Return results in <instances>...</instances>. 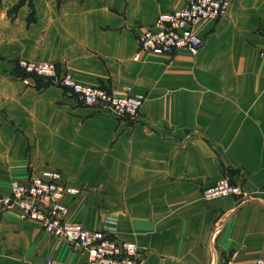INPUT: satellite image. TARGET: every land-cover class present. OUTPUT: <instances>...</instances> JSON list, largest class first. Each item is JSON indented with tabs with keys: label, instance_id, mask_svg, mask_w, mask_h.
<instances>
[{
	"label": "crops",
	"instance_id": "1",
	"mask_svg": "<svg viewBox=\"0 0 264 264\" xmlns=\"http://www.w3.org/2000/svg\"><path fill=\"white\" fill-rule=\"evenodd\" d=\"M22 2V3H21ZM0 0V190L57 170L77 189L67 221L91 231L115 220L145 264H249L264 257V0H232L203 20L192 57L138 53L136 36L184 0ZM18 58L48 61L78 83L145 96L116 119L55 86L12 73ZM228 176L243 198L205 200ZM87 254L35 221L0 214V264Z\"/></svg>",
	"mask_w": 264,
	"mask_h": 264
},
{
	"label": "built area",
	"instance_id": "2",
	"mask_svg": "<svg viewBox=\"0 0 264 264\" xmlns=\"http://www.w3.org/2000/svg\"><path fill=\"white\" fill-rule=\"evenodd\" d=\"M232 0H185V6L159 14L151 27L137 39L140 49L154 54L173 55L186 51L196 56L203 46L194 26L208 19H219L226 13ZM264 57V50L260 51ZM19 66L27 73L54 79L59 86L68 88L87 106H95L114 117L135 116L144 102V96L135 93L116 94L100 87L82 85L69 76L56 79L54 64L39 61L25 62ZM78 190L64 184L61 173L46 170L32 174L25 181H11L6 193L0 190V214L14 212L22 221L38 222L43 230L67 245L87 254V264H145L143 252L135 242H123L115 237V220L108 219L102 230L91 231L80 224L67 221L68 207L63 200L67 195H76ZM205 200L225 197L243 198L242 184L223 176L215 185L204 188ZM231 254L224 264L235 263ZM43 264H66L46 259ZM249 264H264V257Z\"/></svg>",
	"mask_w": 264,
	"mask_h": 264
},
{
	"label": "rangeland",
	"instance_id": "3",
	"mask_svg": "<svg viewBox=\"0 0 264 264\" xmlns=\"http://www.w3.org/2000/svg\"><path fill=\"white\" fill-rule=\"evenodd\" d=\"M22 1H24V2H28V4L29 5H31V3H30V0H22ZM185 1V0H184ZM22 3V2H21ZM185 6V5H184ZM182 9V8H181ZM228 10V9H227ZM174 11V10H173ZM169 12H171V11H169ZM227 12V11H226ZM161 13H165V12H161ZM161 13H159V14H161ZM158 14V15H159ZM226 14V13H225ZM224 14V15H225ZM157 15V16H158ZM156 16V17H157ZM156 17L154 18V20H153V22L148 26V27H146V28H144V29H142L141 30V32L140 33H138L137 34V36H136V44H137V49H138V53L135 55V57H134V59L135 60H137L138 58H139V54L141 53V52H143V53H149V54H154V53H151V52H147V51H144V50H142V49H140V47H139V45H138V42H137V39H138V36L145 30V29H147V28H149V27H151L152 26V24L154 23V21H155V19H156ZM223 17V16H222ZM221 17V18H222ZM220 19V18H219ZM219 19H215V20H219ZM208 20H212V19H208ZM203 21V20H202ZM201 22V21H200ZM199 23V22H198ZM197 23V24H198ZM196 26V25H195ZM195 26H194V31H195ZM195 33H196V31H195ZM197 34V33H196ZM198 35V34H197ZM199 36V35H198ZM199 37H201V36H199ZM202 38V37H201ZM203 39V38H202ZM203 41H204V39H203ZM203 45H204V42H203ZM203 47V46H202ZM201 50V49H200ZM181 52H183V51H181ZM184 52H186V51H184ZM180 52H178V53H175V54H173V55H164V54H154V55H160V56H166V57H168V58H173V57H175L176 55H178ZM188 53V52H187ZM199 53V52H198ZM189 54V53H188ZM192 56V55H191ZM192 57H195V56H192ZM258 57L260 58V59H264V57H261L260 56V52H259V55H258ZM20 60H22V61H25V62H39V61H41V60H36V61H29V60H26V59H22V58H18L17 60H15L13 63H12V73L14 74V75H16L17 77H19L22 81H24L25 83L26 82H29V81H32V82H34V84H35V86H37V84H36V81H35V79H39V80H41L42 81V83L44 84V85H49V86H55V87H57V88H60V89H62V90H65L66 92H68V93H70L72 96H74L80 103H82L84 106H87V105H85L80 99H79V97L78 96H76L75 94H73L72 92H71V90H69L68 88H64V87H61V86H59L57 83H55L54 82V79H48V78H44V77H40V76H37L36 74H34V73H27L24 69H22L20 66H19V61ZM44 62H48V61H44ZM48 63H52V62H48ZM52 64H54V63H52ZM54 66H55V68H56V79H59V78H61V77H63V76H69L71 79H72V77L68 74V73H62L61 72V70H60V68L56 65V64H54ZM73 80V79H72ZM74 82H76L75 80H73ZM41 83V84H42ZM78 83V82H77ZM42 84V85H43ZM79 84H81V83H79ZM82 85H84V84H82ZM87 86H90V85H87ZM93 87H100V88H102V89H104V90H106V91H108V92H112V93H116L117 94V92H114V91H112L111 89H109L108 87H106V86H104V85H97V86H93ZM126 93H132L131 91H129V90H126L123 94H126ZM118 94H120V93H118ZM123 94H121V95H123ZM135 94H138V93H135ZM140 95H142V94H140ZM144 96V95H143ZM144 102H145V96H144ZM144 102H143V104H144ZM142 104V105H143ZM87 107H91V106H87ZM91 108H94V109H96V110H98V112H103V113H106V114H108V115H110L111 117H113V118H116V119H126V118H128V119H132V118H135L137 115H138V113L135 115V116H133V117H128V116H124V117H114L113 115H111L109 112H107V111H105V110H103V109H101V108H98V107H95V106H92ZM142 108V107H141ZM140 108V109H141ZM140 111V110H139ZM226 176V175H225ZM223 177V176H222ZM228 177V176H227ZM28 179V178H27ZM26 179V180H27ZM63 180V179H62ZM12 181H14V180H12ZM17 181H19V180H17ZM64 182V181H63ZM65 184V183H64ZM66 185V184H65ZM79 193V192H78ZM65 199V198H64ZM63 202H64V200H63ZM65 204V203H64ZM66 205V204H65ZM67 206V205H66ZM69 210V209H68ZM7 213V212H6ZM14 213V212H13ZM16 214V213H15ZM17 215V214H16ZM18 217V216H17ZM19 219V218H18ZM20 220V219H19ZM22 221V220H21ZM26 221H30V220H26ZM32 221V220H31ZM38 223V222H37ZM105 226V225H104ZM43 229V228H42ZM47 233V232H46ZM50 235V234H49ZM54 237V236H53ZM56 238V237H55ZM58 239V238H57ZM60 240V239H59ZM66 244V243H65Z\"/></svg>",
	"mask_w": 264,
	"mask_h": 264
},
{
	"label": "trees",
	"instance_id": "4",
	"mask_svg": "<svg viewBox=\"0 0 264 264\" xmlns=\"http://www.w3.org/2000/svg\"><path fill=\"white\" fill-rule=\"evenodd\" d=\"M35 81H36L37 86H41V85L43 84L42 81L39 80V79H35ZM41 83H42V84H41Z\"/></svg>",
	"mask_w": 264,
	"mask_h": 264
}]
</instances>
